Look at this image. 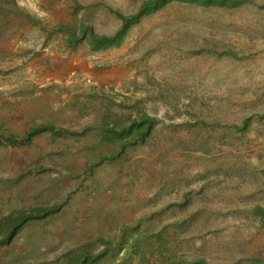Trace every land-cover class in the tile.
Instances as JSON below:
<instances>
[{
    "label": "rangeland",
    "instance_id": "1",
    "mask_svg": "<svg viewBox=\"0 0 264 264\" xmlns=\"http://www.w3.org/2000/svg\"><path fill=\"white\" fill-rule=\"evenodd\" d=\"M147 0H0V216L53 207L0 264H249L264 257V0L172 1L114 35ZM78 28L79 45L68 44ZM158 119L144 144L111 129ZM161 247V250H158Z\"/></svg>",
    "mask_w": 264,
    "mask_h": 264
},
{
    "label": "trees",
    "instance_id": "2",
    "mask_svg": "<svg viewBox=\"0 0 264 264\" xmlns=\"http://www.w3.org/2000/svg\"><path fill=\"white\" fill-rule=\"evenodd\" d=\"M172 1L197 3L201 5H228L236 6L244 4L249 0H147L140 6L139 13L131 14L129 16H120L122 25L120 29L114 35H101L95 33L91 26L81 25L85 29L86 35L83 37V41L92 49H104L107 47L114 46L119 43L123 35L125 34L126 28L129 25L138 23L140 17L150 11H155L167 3ZM78 28L69 30V38L67 44L76 50L79 46L75 40L77 39ZM158 119L148 115L146 113L140 114L139 117L133 119L131 123L120 129H111L110 133L116 140H122L127 138L129 145L144 144L148 141L150 135L155 129V125L158 123ZM54 127L51 125H39L33 128L30 135L19 136L7 131H0V147L2 146H15L24 141H31L33 135L39 134L42 131H52ZM53 207L39 208L33 210H12L6 215L0 216V247L9 245L13 239L17 236L19 231L30 221L46 218L47 216L54 213ZM252 215L258 220L262 227H264V207L256 205L251 210ZM161 250V247H158ZM100 254H92L88 251L77 253L71 257L67 264H94L98 261ZM168 264H208L203 260H182V261H169ZM249 264H264L263 256H254L250 259Z\"/></svg>",
    "mask_w": 264,
    "mask_h": 264
}]
</instances>
